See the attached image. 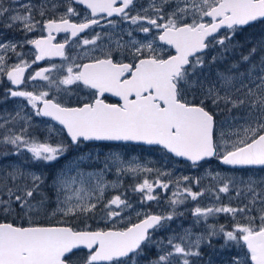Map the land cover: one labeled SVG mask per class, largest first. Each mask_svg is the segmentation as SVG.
<instances>
[{
	"label": "snow or ice",
	"instance_id": "snow-or-ice-1",
	"mask_svg": "<svg viewBox=\"0 0 264 264\" xmlns=\"http://www.w3.org/2000/svg\"><path fill=\"white\" fill-rule=\"evenodd\" d=\"M48 2L42 0L37 9L28 0L20 10H14L0 0V20L7 16L10 21L5 27L13 28L19 22V30L25 34L22 40L0 42L3 53L0 77L6 75L12 86H19L9 87L3 99L23 98L32 110L23 114L25 106L21 105L15 115L9 114L0 123V145H11L13 149L0 152V157L30 154L28 161L0 166V264H140L146 247L157 250L148 264H193V258L202 257L201 246L214 247L212 239L221 235L224 241L221 249H239L230 264H264V177L223 178L218 193L235 188L237 196L250 194L248 203L242 207L213 204L192 210L193 227L201 218L207 220L224 213L234 221L231 230L223 224H211L200 233L189 227L181 233L173 231L166 239L155 240L154 233L170 227V221L184 215L177 210L178 205L189 197L197 201L205 191L216 192V189L194 192L191 187H182L192 179L188 176L165 182L161 177H170V172L142 166L135 160L125 163L118 154L106 156L104 168L92 173H84L80 163L93 157L89 154L78 157L72 168L61 169L47 185L44 173L24 167L30 162L58 161L74 146L86 141H131L158 146L166 156L170 153L183 157L193 167L215 158L222 165L234 168H264V37L256 40L247 53H240L239 60L228 63L223 70L216 67L214 78L212 75L213 66L224 63L243 47L239 41L232 42L238 31L257 24L264 26V0H148L147 6L136 14H131L136 8L135 0H65L67 11L58 18L45 19L41 26V21L34 19V12L38 10L45 17L47 12L59 7L52 3L49 8ZM73 3L85 9L80 23L70 19L80 18ZM12 11L16 14L9 16ZM113 17L135 26L127 31L129 40L124 41L122 35L114 39L112 32L96 33L91 39L80 40L79 34L100 25L101 21L116 28L117 21L110 19ZM37 29L41 35L28 39ZM153 29L157 34L150 40L142 42L133 37V31L151 35ZM222 31L224 35L220 34ZM53 32L70 33V36L63 43H54ZM104 36L108 44L101 46L99 41ZM157 40L173 49L174 54H161L165 50L158 49ZM70 41L82 51L68 57L65 45ZM25 45L32 46L33 51H17ZM217 48L219 51L207 59L208 50ZM97 52L98 55H93ZM8 53L14 54L19 62L8 64ZM25 55L34 56V60L23 59ZM51 56L64 57L67 66L52 64L26 76V69ZM85 57L88 63H76ZM241 64L248 67L241 71ZM60 70L66 74L52 78ZM37 80L68 96L72 95L70 86L82 84L94 90L91 94L94 98L68 106L55 96L49 99V91L22 90L27 82L44 87L37 85ZM105 93L118 97L121 103H106ZM221 105L230 106L229 114L237 109L243 110L244 115L217 122V114L224 111ZM32 115L49 117L62 127L45 122L47 135L41 141L30 134L36 127ZM17 121L23 122L19 131L7 127ZM53 136L58 137L56 144L49 142ZM111 165L116 166L117 180L108 182L104 180V171ZM71 171L76 175L69 176ZM153 172L156 179L145 176L132 191L141 194L140 203L145 205L158 200L154 190L175 184L176 190L168 200L170 211L153 213L144 208L135 211L122 198L123 193L104 202L108 188L121 186V176ZM219 176L216 173L213 179ZM195 182L199 183V178ZM45 187L53 190L54 201ZM53 202L55 207L49 211ZM100 204H103L100 218L113 227L90 230L85 224L83 229H76L67 223L72 218H94ZM129 209L135 211L136 222L117 228L116 224L126 218L122 214ZM253 210L258 215H252ZM57 216L60 220L56 223L46 222ZM16 220L27 223L18 224ZM80 249H86L87 255L76 256V250Z\"/></svg>",
	"mask_w": 264,
	"mask_h": 264
},
{
	"label": "rangeland",
	"instance_id": "rangeland-1",
	"mask_svg": "<svg viewBox=\"0 0 264 264\" xmlns=\"http://www.w3.org/2000/svg\"><path fill=\"white\" fill-rule=\"evenodd\" d=\"M28 0H19V3H14L13 0H4V6L10 7L14 10H20L21 5L24 3H27ZM31 2L35 5H37V9L39 5L41 4L42 0H31ZM52 3H57L56 0H49L48 7L51 8ZM60 6V5H59ZM58 14L60 11H56ZM16 14L15 11L10 12L8 15ZM20 14H26L23 11H20ZM136 14V12H135ZM41 16L39 15V11L34 12V19L38 20ZM8 17H4L2 20H0V42H3L5 40H22V38H15L11 37L10 39L8 37H5L6 34H11V31L7 33L6 29H14L12 36H18V35H25L23 31H20L19 28L21 27L20 23L17 22L13 28H6L5 24L9 23ZM146 26V25H145ZM135 26H131L129 23L125 22L124 27H119L113 31V38H117L118 35H127L128 30L134 29ZM138 32V31H137ZM156 30L153 29L151 35L145 34L142 32H138V34H133V37L139 41H144L145 39H152L153 35H156ZM221 35H224V31L220 33ZM142 36H146V38H141ZM261 37H264V26L262 25H255L253 27H245L243 31H238L233 39V43H236L239 41L243 47L236 50L235 54L229 55V58L224 63H220L218 65L213 66L212 75L214 78L215 74V68L219 67L221 70H223L228 63H231L232 61H236L240 59V53H247L248 50L253 46L256 40L260 39ZM34 38L33 36L29 37L28 39ZM129 40L128 38H125L124 41ZM156 45L158 49H163L165 52H162L161 54H173V50L169 48L168 45H165L163 43H160L158 40L156 41ZM115 46L114 44L112 45ZM25 50L23 53H29L33 51L32 47H29V45H25L23 47ZM22 48H18L17 51H20ZM219 51V49H210L207 52V59H211V56L216 52ZM3 54V53H0ZM119 55L118 53H116ZM13 54L8 53V64H14L19 62L17 60H13ZM259 55V54H258ZM258 55L256 57H253V60L258 59ZM33 56L25 55L22 58L25 60H28L30 62V58ZM9 59H12L9 61ZM33 60V59H32ZM248 67L247 64H241L240 70L243 71ZM207 71V69H205ZM33 74H29L27 76H31ZM61 75L59 76H52L54 79H59ZM6 75L3 77H0V95L4 97V94L8 88L7 82H6ZM37 85H44V87H34L33 82H27L22 90L27 91H34L38 93L39 91H49V93L58 94L61 92H57L55 87L49 89L47 88V82L45 81H36ZM191 98V97H189ZM23 105L24 107V113L23 114H30L32 112L31 107L27 105V101L23 98L19 97H13L8 100H4L3 98L0 99V123H3L4 119H7L8 115H15L16 111L19 109V107ZM230 106L221 105V108L224 109V111L220 112L216 116V121L220 122L222 120H225L226 118H230V116H237V115H244L243 110H237L233 109L231 114L227 111V108ZM45 122L51 123L55 125V127L60 128L56 124L52 123V121L48 119H44L43 117H36L35 115H32V124H34L36 127L33 129L30 134L35 135L39 137L41 141L44 140L45 136L47 135L45 131ZM22 121H17L15 124H9L7 127H15L16 131H19V128L22 126ZM2 131V130H0ZM64 139L67 140V137L64 134ZM58 141V137L53 136L51 140L49 141L52 144H56ZM12 151V146L8 145L7 147L0 145V152L3 151ZM85 154L91 155L93 157L92 160H82L80 163V169L84 173H92L96 172L100 169H103L105 166V157L110 156L112 154H118L119 157L125 162L133 161L135 160L137 163H139L142 166H147L149 168L153 169H159L164 172H170L172 175L161 177L162 180L167 182L169 179L175 181L178 177L188 176L192 178L189 182H185L182 187H191L194 192H200L201 190L205 189H216V192L212 191H205L204 195L199 197L197 201H192L189 197L184 204L178 205L177 210L179 212H183L184 215L177 216L174 220L169 222L170 227L163 228L158 230L156 233H154L153 238L155 240H160L161 238H167L169 235L172 234L173 231L176 233H181L184 228L191 227L194 233H200L205 231L207 225L215 224V225H225L229 230H231V227L234 223L232 217L230 215H226L224 213L216 214L215 216L209 217L207 220H204L201 218L200 223L198 225H194V217L192 216V210L197 207H209L213 204H216L217 206L220 205H231L232 207H242L248 203V199L250 198V194L237 196L235 188L231 189L228 193H218V188L223 183V178L225 177H244L247 178L249 175H254L256 178L264 177V168L259 169H250V168H229L224 167L221 165L217 159H211L207 161H203L201 163H198L195 167L192 166V164L183 159H179L177 157L172 156L171 154L165 155V153L157 146H143V145H135V144H128V143H116V144H105V143H96V142H83L78 147H73L70 149L62 158H60L58 161H54L48 164H45L43 162H30L25 163L24 167L29 168L36 172H42L47 176L46 185L51 184L52 178L61 170L65 169L68 170L72 168V162L75 161L78 157L84 156ZM96 157H99V159H95ZM30 159V154L27 152H24L23 155H11L8 157H0V166L8 165L11 163H21L24 161H28ZM99 166V168L97 167ZM208 173H212V175H208ZM219 173L220 176L218 179H213V176ZM69 176H75V171H71L68 173ZM147 176L148 179L154 180L156 179V173H149V174H138V175H132V174H125L120 177L121 186L118 189L108 188L105 193L104 202L106 203L108 199H110L113 195H117L120 193H123L124 199H127L129 203L133 205V209L135 211H140L142 208L146 209L147 211L153 212V213H165L170 211V207L168 204L169 198L172 196L173 191H175V184L170 185L168 189H156L154 190V194L157 195L158 200L157 201H149L145 205H141V194L134 193L132 191V188L143 181V179ZM199 178V183H196V179ZM104 180L108 182L116 181L117 175H116V166L111 165L108 169H105L104 171ZM94 183V181H93ZM87 186V185H86ZM45 191L48 192L49 196L52 197L53 201L55 200V194L52 189L45 187ZM219 195V200L217 201L216 195ZM259 204V201H257ZM55 207V203L53 202L50 207L49 211L52 210V208ZM103 207V204H100L97 208V214L94 218L91 219H76L72 218L67 221V223L70 226H73L76 229H83L85 224L88 226L90 230H96L97 228H111L113 227L112 223H108L105 220H102L100 218V209ZM135 211L132 209L127 210L124 215L126 218L124 220H121L119 223L116 224L117 228L120 227H126L129 225V223H135L136 217H135ZM252 215H258V213L253 210L251 213ZM8 219H13L12 217H9ZM237 219H240L239 214L237 215ZM60 220V217L57 216L54 220H49L46 222L50 223H56ZM16 223H27V221H20L16 220ZM223 236L216 237L212 239V244L214 247H209L207 244H204L201 246L200 251L202 252V257L199 259L193 258V264H230L231 258L236 255V253L239 251L238 248H224L221 249L220 245L223 244ZM156 249L154 247H146V255L143 259L140 260V264H148V260L154 258L156 255ZM246 251V249H245ZM87 250L80 249L76 250V256H86Z\"/></svg>",
	"mask_w": 264,
	"mask_h": 264
},
{
	"label": "flooded vegetation",
	"instance_id": "flooded-vegetation-1",
	"mask_svg": "<svg viewBox=\"0 0 264 264\" xmlns=\"http://www.w3.org/2000/svg\"><path fill=\"white\" fill-rule=\"evenodd\" d=\"M57 3H59V7L54 11H49L46 13V16L45 17H41L40 19H38L39 21H41V26L43 24V21L45 19H48V18H51L53 16L55 17H59V15L61 13H64L67 11V4L65 3V0H56ZM147 3H148V0H135V4H136V8L133 10V12L131 14H135V12L137 10H139L141 7H146L147 6ZM72 7H74L76 9V11L79 13V16L80 18L77 19L76 17H71L70 19L72 20L73 23H80L82 20H83V16H84V7L81 6V5H77L75 3L72 4ZM60 11V13L58 14L56 11ZM110 19H115L117 21V27L116 28H111L107 25V22L106 21H101V24L100 25H96V26H93L92 29H89V30H85V32L79 34V37H80V40L84 39V38H88V39H91L93 36L96 35V33H109V32H112L119 28V27H124L125 26V22H121L119 20V17H113V18H110ZM7 33L9 31H11V34H6L5 37H8L9 39L11 37H15V38H22L24 39V36L25 35H18V36H12L13 35V32H14V29H6ZM44 35H46L47 33H43ZM133 34H138L137 31H133ZM41 35V31L39 29H37L34 33H31L28 35L27 38L33 36L34 38L35 37H38ZM53 36L55 37L54 39V43H63L65 38L67 36H70V33H64V32H60V33H57V32H53ZM121 36V35H118V37ZM123 36V40L125 38H128L127 35H122ZM141 38H146V36H142ZM73 40H76V38H72ZM77 43H79V41L77 40ZM100 45L103 46L105 44H108V38L107 36H104V38L99 41ZM29 47H32L29 45ZM90 47V46H88ZM24 48H22L20 50V52H24ZM82 51V49H77L75 44H73L71 41L69 42L68 45H65V53L68 57H71V56H75L77 55L78 52ZM99 53H94L93 55H98ZM117 59H119V55L115 54ZM13 60H17V57L13 54ZM34 60V56L32 58H30V61L31 60ZM12 59H9V61H11ZM89 62V59L87 57L83 58V59H77L76 63H88ZM125 62H128L127 60H125ZM67 61H65L64 57H61L60 58H53V59H45L43 61H37L35 64H33L31 66L30 69H26L25 70V74L26 76L29 75V74H33L35 73L36 71H38V69L40 68H45V67H50L52 64H56V65H64L65 67L67 66ZM66 73L62 70H60L59 72H56V73H53L52 76H63L65 75ZM6 82H7V85H8V88L9 87H14L10 84V82L5 79ZM40 81V80H38ZM71 87V92H72V95L71 96H68L67 94L61 92V93H58V94H54V93H50L49 94V99H51L52 97H57V99H59L61 102H65L67 103L68 106H76L77 104H80V103H86V102H89V99L90 98H94L91 94L94 90H91V89H87V88H84L82 84H80L79 86H76V85H73V86H70ZM7 88V89H8ZM103 99L105 100L106 103H118V101L110 96V93H105L103 95ZM99 168V166H97Z\"/></svg>",
	"mask_w": 264,
	"mask_h": 264
},
{
	"label": "water",
	"instance_id": "water-1",
	"mask_svg": "<svg viewBox=\"0 0 264 264\" xmlns=\"http://www.w3.org/2000/svg\"><path fill=\"white\" fill-rule=\"evenodd\" d=\"M42 106V105H41ZM47 118H49V117H47ZM116 142H118V141H116ZM128 142H131V141H128ZM131 143H138V144H143V143H141V142H131ZM144 145H147V144H144ZM179 158H181V159H185V158H183V157H179ZM208 159H212V158H208ZM220 163V162H219ZM221 164V163H220ZM222 165V164H221ZM223 166H225V167H230V168H234V167H232V166H227V165H223ZM258 167V166H257ZM236 168H238V167H236Z\"/></svg>",
	"mask_w": 264,
	"mask_h": 264
},
{
	"label": "bare ground",
	"instance_id": "bare-ground-1",
	"mask_svg": "<svg viewBox=\"0 0 264 264\" xmlns=\"http://www.w3.org/2000/svg\"><path fill=\"white\" fill-rule=\"evenodd\" d=\"M250 169H257V168H250Z\"/></svg>",
	"mask_w": 264,
	"mask_h": 264
}]
</instances>
